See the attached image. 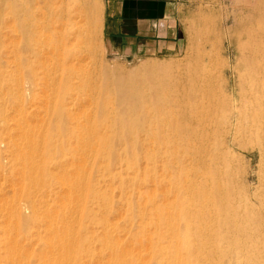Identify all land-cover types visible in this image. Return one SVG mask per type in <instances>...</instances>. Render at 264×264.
Masks as SVG:
<instances>
[{"label":"bare ground","instance_id":"bare-ground-1","mask_svg":"<svg viewBox=\"0 0 264 264\" xmlns=\"http://www.w3.org/2000/svg\"><path fill=\"white\" fill-rule=\"evenodd\" d=\"M101 9L100 0H0V127L5 106L14 105L21 140L12 153L29 208L18 206L13 231L30 234L34 201L56 165L69 198L60 220L45 212L51 236L44 245L57 253L56 264L81 257L88 264H264V0H253L236 32L226 27L223 37L217 28L229 15L200 10L184 63L146 61L125 71L86 64ZM4 19L18 36L11 70L1 62ZM232 38L234 65L219 60ZM84 56L88 67L76 70ZM26 90L32 98L45 93L48 119L38 131L27 121ZM75 100L87 104L78 117L69 107ZM248 147L260 160L252 192L235 166L236 152ZM114 207L123 211L116 209L125 237L110 221Z\"/></svg>","mask_w":264,"mask_h":264},{"label":"rangeland","instance_id":"rangeland-1","mask_svg":"<svg viewBox=\"0 0 264 264\" xmlns=\"http://www.w3.org/2000/svg\"><path fill=\"white\" fill-rule=\"evenodd\" d=\"M100 1H101V5H102L101 20H102V24H103L104 0H100ZM252 2H253V0H180L177 7H176V10L174 11V15H175L174 30H175V32H174L173 37L169 38V39H171V41H174V44L170 43L166 46V48L164 47L163 49H160V50H151V51H148L146 53H143V54H140L137 56H118V55L111 53L106 48V45L103 41L102 25H101L100 31H99L96 39H95V41L96 40L97 41L95 42V49L96 50L94 51L95 55L93 54L94 57L93 58L87 57V58H89V61H88V59H86V60L84 59L85 56L82 58V60H81V58L77 62H75L76 61L75 60L74 66L76 68L75 67L74 68L76 70L82 71V69L84 70L88 67V65H86V64L90 63L89 66H91V67L93 65L95 66L97 64L95 67H98L104 63V65L106 64L110 69H118V70L125 71V70L134 69V68L138 67L141 63L146 62V61H155V62H162V61L163 62H166V61H177L178 62L179 61L181 63H184L186 61V58L188 59L189 54L192 55L194 52L193 50H194V47L196 44L195 39L193 38L194 37V31L201 28L200 23H198V20H197V15L200 12V10L201 11L205 10V12L210 11V13H212V14L214 13L213 15L216 17H224L226 15H229L228 16L229 20L225 24L222 23L217 28L218 32L223 37L224 31H225L224 28H226V27L228 29L229 34H234L236 32V30L239 27L242 16L244 14H246L245 12H247L248 5L251 4ZM209 7L212 9H210ZM245 9H246V11H245ZM215 10L217 13L215 12ZM218 14H219V16H218ZM4 22H6L7 24L3 23L4 26L1 27V36H2L3 41H4L2 44V49H1V55H2L1 56V60H2L1 62L3 64L2 66L7 70L8 68L6 66L10 67L11 69H14V66H13L14 63L13 62L16 61V59H15L16 56L13 53H15L16 48H17L18 36H15V34L17 35V33H11L9 31L8 21L4 19ZM172 24H173V22H172ZM9 32L11 33L10 36H9V34H10ZM189 32H191V33L189 34ZM5 34H8V35L6 36ZM11 36H12V38H11ZM13 36H14V38H13ZM4 38H5V40H4ZM9 39L12 41L10 42ZM231 42L229 44H226V43L224 44V47L226 48V50L220 51L221 53H219V60L222 62H225L229 59V64L234 65V63L236 61V56H237L236 50L234 47V45H235L234 38H232ZM10 47H12V48H10ZM11 49H12V51H11ZM7 52H9V53H7ZM10 53H11V55H9ZM11 60H13V62ZM94 60H96V61H94ZM87 61H88V63L85 64V62H87ZM231 68H229V71H226L228 77L231 76L230 75V70H232ZM11 69H8V70H11ZM220 70H221V68H220ZM232 78H234V76H232L231 79ZM42 93L40 91L37 93L35 98H32L31 94L27 95L28 92L26 90V98L24 97V100H23V105L25 107V111L30 114L29 115L27 113L28 114L26 116L27 121H29L28 122L29 125H31V126L33 125V127L36 128V131H38L37 128H40V127L42 128L43 126H41V125H45L46 121L48 119V115H47V112H46V109L44 106L45 105V103H44L45 102V100H44L45 95H43V94H45V93H43V94ZM75 101H76V104L79 102V100L78 101L75 100ZM79 103L77 105L75 103L71 104V105L69 104L70 105L69 107H71L70 110H71V112L73 111L72 113H73V115H75V117L80 116V114H81L80 112H81V110H83L82 108L87 107L86 106L87 104L85 102H83V104H82L83 107L81 106V103L80 104ZM10 105L11 104L8 103L5 106V109L3 112V114L5 115L4 124H3V128L0 127V144H1L0 145L1 146L0 147V153H2L1 154V156H2L1 162H0V172H1L0 173V264H11L12 261H15L17 264H19V263L20 264H56V262L54 261L53 258H54V256L56 257L57 253L54 250H50L51 249L50 247L44 245L45 242H47L46 240L49 239L51 236L50 230H48V227H47L48 226L47 225V217L45 216V214H46L45 212H46V210L51 211L49 213L53 214L54 216H56V219L60 220L59 214H60V216H62L61 213H63V212L65 213V210H67L65 208L66 207L68 208V206H67L68 200H66V202H67L66 203L65 199H69V198L64 197L67 194V192H65L66 191V187H65L66 184H62L61 182L58 181V178L61 177L63 171H62V169L58 170L59 167L56 165H52L50 167L51 172L53 174H55V176L53 179H51L48 182L47 190H43L39 194V196L37 195V197L34 201V204H35L36 209H37L36 211L38 212L36 214L38 218L36 220V223H34L33 225H29L30 234L29 233L28 234H26V233H19L18 234L16 232H14L13 231L14 229L12 228L13 227L12 224H14L13 218H14L15 212L18 209V206L20 208L24 207V209H22V211L24 213H29V208L26 209V207L23 206L25 203V199H24L25 197L22 195V192H21L23 185H21L22 183L20 181L21 180L20 179L21 178L20 172L18 173L19 168H20V164L18 161H16V156H14L15 154H13V153H16L17 148L12 146V145H14V143H16V141L19 142L21 140L20 136H19L21 133L19 134V131H18V130H20L19 129L20 128L19 122L21 120V117H19V116H21V115H19L14 110L15 109L14 105H11V106ZM78 110H80V111H78ZM44 111H45V113H44ZM75 113H77V114H75ZM43 121H45V122H43ZM37 126H39V127H37ZM15 127H17V128H15ZM72 145H73V143H72ZM248 148L246 150L236 152L237 155L235 157V166L237 168H239L240 178L242 179V182H244V184L247 186V189L250 192H252L257 187V183H258V180H257L258 175L257 174L259 172L260 160H259V155H258L257 150L251 149L250 147H248ZM73 154H74V152H73ZM75 156L77 157V155H75ZM75 156L74 155L69 156V154L67 155V157H69V158L75 157ZM70 161L71 160H69L68 162H70ZM67 165H69V164L67 163ZM67 165H64V166H65V169L67 168L66 170L69 171L68 169L71 167L67 166ZM56 167H57V169H56ZM62 168H64V167H62ZM60 170H61V172H60ZM56 176L58 178H56ZM146 188H147L146 186L142 187L141 190L146 191L147 190ZM64 203L66 204L65 207H63L65 205ZM43 204H44V206H43ZM114 208L112 210L113 214L112 215L110 214V221L112 222V221L116 220L115 223H117V222L119 223V224L117 223L119 225L117 228V231L120 229L118 232L121 233V237H125L124 231L127 230L128 225H127V227H125L126 225L123 226L121 223V222H123V219H122V217H119L120 213L121 212L123 213V211H121L122 209H120L119 207H114ZM54 209H56V210H54ZM116 209H117V211L120 209L121 212L119 213V215H117L118 213H117ZM38 210L42 211V212H39ZM62 210H64V211H62ZM114 214H115V217H114ZM121 215H123V214H121ZM11 219H13V220H11ZM122 228H124V229L122 230ZM134 228L135 227L132 228V231L136 232V230ZM14 236H15L14 240H16V244H17L16 247H18L17 249H15L16 250L15 254L17 252L16 255L15 254L13 255V253H10V251H9L10 250V241H11L10 239H11V237L13 238ZM47 247L50 249H48ZM49 250H50V252H49ZM51 251H53L54 255L52 254ZM50 255L52 258L50 257ZM9 256H11V258ZM85 263L88 264V258L81 257L80 260L78 262H75L74 264H85Z\"/></svg>","mask_w":264,"mask_h":264},{"label":"crops","instance_id":"crops-1","mask_svg":"<svg viewBox=\"0 0 264 264\" xmlns=\"http://www.w3.org/2000/svg\"><path fill=\"white\" fill-rule=\"evenodd\" d=\"M180 0H104L102 35L118 56L160 50L174 41V11ZM173 22V24H172Z\"/></svg>","mask_w":264,"mask_h":264}]
</instances>
